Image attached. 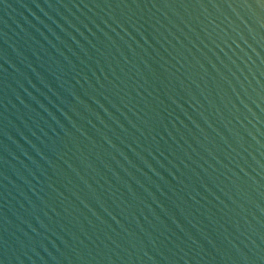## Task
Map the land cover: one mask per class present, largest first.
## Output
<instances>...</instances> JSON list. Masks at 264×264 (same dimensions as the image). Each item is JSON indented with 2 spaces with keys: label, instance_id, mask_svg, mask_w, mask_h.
<instances>
[{
  "label": "water",
  "instance_id": "obj_1",
  "mask_svg": "<svg viewBox=\"0 0 264 264\" xmlns=\"http://www.w3.org/2000/svg\"><path fill=\"white\" fill-rule=\"evenodd\" d=\"M0 264H264V0H0Z\"/></svg>",
  "mask_w": 264,
  "mask_h": 264
}]
</instances>
